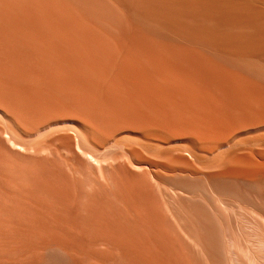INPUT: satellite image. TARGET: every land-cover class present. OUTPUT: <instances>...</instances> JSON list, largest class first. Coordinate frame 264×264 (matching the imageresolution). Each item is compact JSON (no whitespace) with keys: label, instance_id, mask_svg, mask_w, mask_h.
Segmentation results:
<instances>
[{"label":"bare ground","instance_id":"bare-ground-1","mask_svg":"<svg viewBox=\"0 0 264 264\" xmlns=\"http://www.w3.org/2000/svg\"><path fill=\"white\" fill-rule=\"evenodd\" d=\"M0 264H264V0H0Z\"/></svg>","mask_w":264,"mask_h":264}]
</instances>
